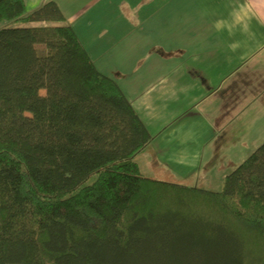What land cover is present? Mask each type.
I'll use <instances>...</instances> for the list:
<instances>
[{"label":"trees","instance_id":"trees-1","mask_svg":"<svg viewBox=\"0 0 264 264\" xmlns=\"http://www.w3.org/2000/svg\"><path fill=\"white\" fill-rule=\"evenodd\" d=\"M2 21L0 264H264V143L221 191L147 177L150 130L58 4Z\"/></svg>","mask_w":264,"mask_h":264},{"label":"crops","instance_id":"crops-1","mask_svg":"<svg viewBox=\"0 0 264 264\" xmlns=\"http://www.w3.org/2000/svg\"><path fill=\"white\" fill-rule=\"evenodd\" d=\"M54 1L150 130L143 175L224 180L264 143V0Z\"/></svg>","mask_w":264,"mask_h":264},{"label":"rangeland","instance_id":"rangeland-1","mask_svg":"<svg viewBox=\"0 0 264 264\" xmlns=\"http://www.w3.org/2000/svg\"><path fill=\"white\" fill-rule=\"evenodd\" d=\"M17 24L14 21H2L0 22V28H4V27H13L16 26ZM96 65V64H95ZM42 94L45 93L44 90L41 91ZM256 149V148H254ZM254 151V150H248L247 148H242V150L240 151V153L242 154V160L246 159L250 153ZM138 154V153H137ZM137 154L135 155V157L137 156ZM134 157V158H135ZM240 162H238V164H236L237 166L239 165ZM234 166V169L237 167ZM161 173L158 174H154V175H158V176H154L156 178L153 179H159V180H163V181H167V182H171V183H177V184H181V185H187V186H192V187H200V188H204V189H208V190H212V191H221L224 188V181L220 180V179H213V180H203V179H195V178H191V179H180V178H174L171 176H166L168 175L164 169H160ZM231 172V171H230ZM95 176L92 177V179H90L88 181V183L93 182Z\"/></svg>","mask_w":264,"mask_h":264}]
</instances>
